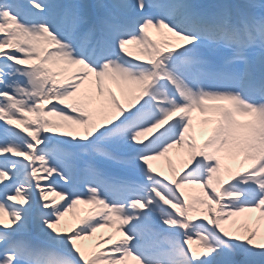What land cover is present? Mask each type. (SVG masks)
<instances>
[{
    "label": "snow or ice",
    "instance_id": "6c2138e0",
    "mask_svg": "<svg viewBox=\"0 0 264 264\" xmlns=\"http://www.w3.org/2000/svg\"><path fill=\"white\" fill-rule=\"evenodd\" d=\"M261 221L264 0H0V264H264Z\"/></svg>",
    "mask_w": 264,
    "mask_h": 264
},
{
    "label": "bare ground",
    "instance_id": "6f19581e",
    "mask_svg": "<svg viewBox=\"0 0 264 264\" xmlns=\"http://www.w3.org/2000/svg\"><path fill=\"white\" fill-rule=\"evenodd\" d=\"M129 50L133 53V55L136 54L135 48L134 46L129 45ZM201 128L197 129L196 131H194L193 134H196L197 139L199 140V142L197 144H199L200 142L203 143V141L207 138L208 134L206 132V129L203 128V126H200ZM203 130H204V134H203ZM196 139V140H197ZM175 153L177 154L178 158H179V163L181 168L184 166V162L187 160V150L186 149H181V148H175ZM186 191L189 193L190 196H198L201 195L200 190L198 189L197 186H191L190 188L186 189ZM48 199L49 201H54L58 198L54 197L52 193L48 194ZM91 208V207H90ZM83 210L81 209V207L78 205L77 209H76V213L77 216H83ZM88 213V211L84 214L86 215ZM259 215V213H242L240 214L239 217H236L234 219L237 220V222H244V221H248L249 223H253L255 218ZM64 220L68 223V224H75V220L73 218V216L71 214L67 215ZM226 228L230 227V225L226 224L225 225ZM260 228L261 231L264 232V221L260 222ZM113 233V229H109V228H104V229H100L98 230V232L95 234V236H101V235H108V234H112ZM118 236V234H116ZM85 244H89L92 243V241H85ZM194 247V244H193Z\"/></svg>",
    "mask_w": 264,
    "mask_h": 264
},
{
    "label": "rangeland",
    "instance_id": "374dc122",
    "mask_svg": "<svg viewBox=\"0 0 264 264\" xmlns=\"http://www.w3.org/2000/svg\"><path fill=\"white\" fill-rule=\"evenodd\" d=\"M205 127L207 128V131H208V126H205ZM174 155H176L175 154V148L171 149L169 151V153L166 155V157H161L160 158V160L163 159V161H160V160L157 161V163H159L160 171L162 173H164L165 175L171 176V172L169 170V161L171 162V165H172L173 168H175L177 171L179 169V161H178V159H176L174 157ZM59 185L63 186V182H59ZM194 247H196L195 244H194ZM127 264H134V262L132 260H128Z\"/></svg>",
    "mask_w": 264,
    "mask_h": 264
}]
</instances>
